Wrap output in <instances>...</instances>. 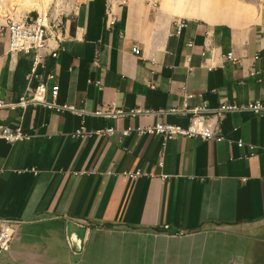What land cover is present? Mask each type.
<instances>
[{"label":"crops","instance_id":"crops-1","mask_svg":"<svg viewBox=\"0 0 264 264\" xmlns=\"http://www.w3.org/2000/svg\"><path fill=\"white\" fill-rule=\"evenodd\" d=\"M105 3L76 0L62 17V51L57 59L42 51L39 73L55 75L46 99L58 85L55 102L86 113L114 104L156 114L0 111V124L33 135L0 140V220L18 225L0 264H264V111L226 114L220 142L121 136L157 122L187 127L189 114L168 113L185 105L263 100L264 0H128L113 29ZM180 18L188 27L175 36ZM207 34L211 50L202 57ZM6 49L0 33V100L17 104L37 86L26 79L34 51L10 59ZM80 127L92 134L74 137ZM107 127L116 132L93 134ZM136 170L140 177L129 176Z\"/></svg>","mask_w":264,"mask_h":264},{"label":"built area","instance_id":"built-area-1","mask_svg":"<svg viewBox=\"0 0 264 264\" xmlns=\"http://www.w3.org/2000/svg\"><path fill=\"white\" fill-rule=\"evenodd\" d=\"M2 1V0H1ZM128 0H106L104 9V22L107 29H113L120 17V13L126 6ZM0 4H5L3 1ZM152 6H156L157 2L152 1ZM0 5V11L1 7ZM55 5L52 9H49L43 14L37 13H26L23 16L17 17H2V24L0 25V33H5L7 37V49L6 54L13 59L18 53L29 54L34 51L33 61L31 69L26 76L28 82L37 81L32 95L29 98L21 97L17 104L7 103L0 100V111L14 109L16 107L26 108L28 106H40L44 109L55 111L57 113H70L78 117H84L86 115H93L102 117L105 119L116 120L124 117H135L137 115H149L156 114L154 112L136 108L130 111H124L118 109L114 104L106 105L99 110L92 113H86L81 109H77L73 105H59L55 102L58 94V85H53L50 89L51 101L46 99L47 94V83L55 79V75L52 73L42 74L44 71V63L42 51L45 48L51 49L50 56L57 59L58 54L62 51L61 42L62 37V22L63 16L70 14L72 9V3L69 0L61 2V7L58 12L54 11ZM3 12V9H2ZM188 27V20L177 19L172 23V33L175 36H181L183 31ZM52 33V36H49ZM52 40V45L48 42ZM188 48H192L193 43L188 42L186 44ZM211 50L210 37L207 34L205 37L204 48L202 51V57H206L208 51ZM132 53L135 56L140 55V50L137 47L132 48ZM187 58L186 61H189ZM226 59L235 61L233 54L229 53L226 55ZM205 65L208 69H212L209 66V59L206 60ZM189 72L192 68L187 67ZM39 71H42L39 73ZM87 85H93L97 89H101L100 80L87 79ZM150 88L154 89L155 85L150 83ZM250 111L256 115L264 111V99L257 100L246 105L220 103L215 109H208L206 107H185L182 110L173 109L168 113H182L189 114L190 121L187 127H181L178 125H172L165 122H157L154 125L141 126L136 129H126L121 132V136L125 137L130 132L135 131L142 135H157L166 141L173 137L181 138H200L203 141L220 142L225 139L221 130V121L224 116L232 112ZM164 113V112H161ZM115 129L107 127L104 130L97 131L93 134H106L111 136L115 133ZM92 133L85 131L83 127H80L74 133V137L83 138L90 136ZM33 135L28 132H24L20 127L11 128L0 124V140L5 141L8 144H12L17 141L28 140ZM244 143L237 141V146L242 147ZM252 150L253 147H250ZM161 163L159 162V165ZM142 175L140 170H136L135 173L130 174L132 178H137ZM18 231V225H14L5 220H0V253L7 252L10 249V245L13 242L16 232Z\"/></svg>","mask_w":264,"mask_h":264},{"label":"rangeland","instance_id":"rangeland-1","mask_svg":"<svg viewBox=\"0 0 264 264\" xmlns=\"http://www.w3.org/2000/svg\"><path fill=\"white\" fill-rule=\"evenodd\" d=\"M5 4H0L1 7V11H0V25L2 24V17L6 16V17H14L17 13H20L18 11H16L17 9L20 10L21 8H19L21 6V4H24L23 2L27 1V0H2ZM0 0V2H2ZM63 1L65 0H41V5L39 8H34V9H38L39 12L41 14L45 13L46 11H48L49 9H52L53 5H55L54 9L56 11H59V8L61 7V2L63 3ZM72 3V9L75 6L76 0H69ZM256 0H248V2L252 3ZM37 2V0H36ZM39 4L36 3V6H38ZM18 6V7H17ZM3 9V12H2ZM37 11H30V12H25L26 13H32V15H36L37 13H39ZM17 17V16H15Z\"/></svg>","mask_w":264,"mask_h":264},{"label":"bare ground","instance_id":"bare-ground-1","mask_svg":"<svg viewBox=\"0 0 264 264\" xmlns=\"http://www.w3.org/2000/svg\"><path fill=\"white\" fill-rule=\"evenodd\" d=\"M23 3L24 4H21V6L19 7L21 9L20 10H18V9L16 10V11H18L20 13H17L15 16H23L25 12H30V11H37V12H39L38 9H34V8H39L40 7L41 0H37V2H36V0H27V1L23 2ZM36 3H38L39 5L36 6ZM54 11L55 12H58L55 9H54ZM39 14H41V13L39 12Z\"/></svg>","mask_w":264,"mask_h":264},{"label":"water","instance_id":"water-1","mask_svg":"<svg viewBox=\"0 0 264 264\" xmlns=\"http://www.w3.org/2000/svg\"><path fill=\"white\" fill-rule=\"evenodd\" d=\"M71 244H72V249L74 251H79L80 250V241L78 239H71Z\"/></svg>","mask_w":264,"mask_h":264}]
</instances>
